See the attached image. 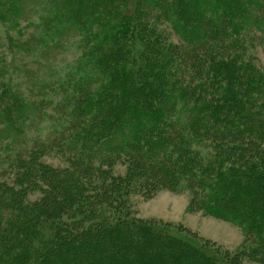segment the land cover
I'll list each match as a JSON object with an SVG mask.
<instances>
[{
  "label": "trees",
  "instance_id": "16d2710c",
  "mask_svg": "<svg viewBox=\"0 0 264 264\" xmlns=\"http://www.w3.org/2000/svg\"><path fill=\"white\" fill-rule=\"evenodd\" d=\"M20 1L17 0L16 5ZM123 2L61 0L59 6H55L59 12L60 9L63 12L60 15L78 14V31L87 36L81 43L84 53L78 59V78L68 85L71 94L65 96L69 98L68 105L75 100H78V105L72 106V109L71 106L56 107L58 127L54 128L48 141H42L41 146L35 144L28 151V156L26 152L14 154L15 150L7 153L8 150L0 147V170L18 166L21 164L18 163L20 156L25 155L28 164L38 169L44 168L42 171L47 170L51 176L54 174V180L59 179L65 184L68 190L64 191L65 203L69 204L72 200L79 205L81 218L79 216L76 222H83L90 212L97 214V217L90 221L84 220L87 222L85 229L78 232L67 229L63 234L61 221L57 219L55 223L57 216H53L63 207L55 205L51 212H42L43 208H38V214H33L26 211L27 207L21 208L16 203L15 210L18 212L14 215L15 222L11 219L9 228L20 231L16 240L19 247L10 245L8 249L3 248L2 253L12 261L11 264H220L219 258L197 247L193 240L177 234L170 235V232L151 228L150 225L132 226L133 222L129 220L122 221L113 217L112 213L103 214L102 210L107 208H114L116 212L120 210L121 214L126 212L129 207L128 193L134 188L147 189V186L148 191L155 190L159 184L155 176L159 175L162 183L164 178L170 182L175 181L176 175H181L196 184H203L204 179L216 180L218 187L214 191L221 192L224 199L228 200L229 207L237 206L247 195L249 202L242 206L249 210L254 208L260 213V229L257 225L252 227L259 229L255 230L256 239L262 238L259 242L263 248L260 259L264 260V151H261L262 154L257 153L254 145L255 139L264 140V101L260 106H248L249 113L246 116L243 112L247 107L243 105L254 98L252 90H263L264 85L257 84L260 77L255 81L253 75L245 74L251 71L258 73L251 66H239L235 59H224L216 54V50L220 49L216 46L225 41L217 38L208 40L209 34L213 37L220 34L232 44L229 47H233L237 45V34L241 29L253 26L262 32L264 15L260 13L264 10V3H260V0H127L124 6ZM146 5L151 6V9H145ZM252 7L256 10H252ZM84 8L90 9V12L88 16L80 18L75 9L79 11ZM157 10L159 16L168 18L182 35L183 48L166 42L163 32L157 31L154 25L144 24V18ZM70 18L73 17L63 19V23L66 24ZM227 26L232 27L231 32ZM96 27L98 30L91 32ZM37 37L19 46L20 50L25 51L26 57H19V63L14 61L12 70L5 66L7 54L1 53V101H6V82L9 83L6 85L8 88L14 84L10 80L14 72H21L32 80L42 66H48L43 78L35 84L36 88H40V93L42 86H50L51 81L55 85L59 81L60 71H55L49 59L48 64H44L31 58L35 49H39L34 47L40 42V36ZM58 37L59 48L54 53L51 48L41 52L46 58L51 54L55 57L64 50L61 45L65 39L61 33ZM11 47L16 48L14 44ZM189 54L197 57L192 64ZM190 68L196 69V83L192 81ZM243 69L245 73L241 72ZM32 72L35 74L32 75ZM67 72L70 80L76 76L72 68ZM6 76L10 78L6 79ZM102 76L107 77L106 84L91 91L90 87ZM135 78L141 80L137 86L140 92L133 88ZM47 79L51 81L47 83ZM239 84L246 88V101L239 92ZM63 85L65 88L66 84ZM220 89V93L216 92ZM259 93L264 99V91ZM21 96L19 93L17 99L11 101L12 110L4 106L0 108V123L6 124V132L10 136L13 132L17 134L23 125L39 135L44 127L40 129L38 123L50 122L54 117L51 112L45 113L43 110L45 102H21ZM33 112L37 115V122L29 118ZM244 136L249 139H242ZM25 137L22 139H28ZM77 138L78 147L74 145ZM66 140H70V143H66L68 145H65ZM45 147L48 150L55 147L59 150L64 147L71 151L78 150L77 157L84 167L78 176L80 182L95 185L96 182L90 176L91 171H94L93 174L100 177L98 189H87L79 181L76 187V179H69L70 175L57 176L55 171L59 167L43 164L38 158ZM158 151H161V155ZM99 152H107V156L94 167L91 158ZM118 153L132 159L134 171L124 178L111 179L106 183L103 175L110 172L111 162L119 158L116 156ZM253 156L256 158L253 159ZM260 166L263 167L258 168ZM42 171L39 170V174H43ZM85 171H88L87 174L81 176ZM146 178L154 183L147 184ZM27 184L26 188L33 185ZM62 191L53 189L48 194L50 197H59ZM14 198L0 193V204L13 209ZM65 209H70V204ZM233 211L237 214L234 208ZM18 217L26 223L24 230L28 235H22L24 230L15 227ZM51 233L60 239H48L47 235ZM62 237L66 240L63 241ZM77 238L78 243H75ZM105 241L112 245L109 250L103 248ZM12 247L14 252L9 251ZM89 248L94 249V253L79 262V256ZM248 253L251 254L250 251ZM232 261L236 263V258Z\"/></svg>",
  "mask_w": 264,
  "mask_h": 264
},
{
  "label": "rangeland",
  "instance_id": "374dc122",
  "mask_svg": "<svg viewBox=\"0 0 264 264\" xmlns=\"http://www.w3.org/2000/svg\"><path fill=\"white\" fill-rule=\"evenodd\" d=\"M55 1L56 0H22L18 5H16L17 0H0V55L3 52L7 54V62L5 66H8V68L12 70L15 62L19 63L21 60L19 57L24 56L25 53L22 49L20 50L19 46H23L24 42L27 40L40 36L39 40L41 43L38 42L34 46L39 47V49L36 48L37 50L35 49L33 56L30 57L32 59H38L41 62H44V64L45 62L47 63V60L49 59L48 62H52V67H54L55 71L57 73L60 71L59 81H57L54 85L51 80L47 79V83L51 81L50 86H42L43 88L41 93L39 90L40 88H36L35 84L38 80L43 78V74L46 72L48 66H42L36 74L32 72L31 74H35L36 76V78H33L32 80H29L28 76L21 72H14L11 78V75L5 77L6 79L10 78L14 84L9 85L8 88L6 85L9 83L6 82V85L4 86V88L7 89L6 101H1L0 98V108L4 106L7 109L12 110L11 101H15L18 94L21 93V102H45L43 110L45 113L51 112V115L54 117V119L50 120V122L45 121L43 123H38V127H40V129L44 127V130L39 135L32 133L30 128H25L23 125V127L19 128L20 130L16 132L17 134L13 132L14 135L12 134L13 136H10L6 132V124L4 122L0 123V147L3 146L5 150H8L7 153L15 150L14 154L17 152H26V155L28 156V151L32 149L35 144L41 146L40 143L42 141H48L49 137L53 135L54 130L58 127V121H56V107L71 106L70 108L72 109V106L78 105V100L72 101V103L70 102L68 105L67 101L69 98H65V96L71 94L70 86L68 85L73 83L76 77L78 78V59L82 56V53H84L81 43L87 36L86 34L84 35L78 31V14L60 15L59 13L62 12L61 9L59 12V9L55 6H59L61 0H57L56 4ZM123 3L125 4L124 6H126L127 0H124ZM260 3L263 4L264 0H260ZM144 8L150 10L151 6L146 5ZM202 9L205 10L206 8L202 7ZM251 9L256 10L254 7ZM75 11L79 13L80 18H84L88 16L90 9L84 8L79 11L75 9ZM255 13L257 12L255 11ZM260 14L264 15V10ZM68 17L73 18L68 19V22L64 24L63 19ZM236 20H238V18H236ZM143 22L144 24L148 23L150 26L154 25L157 31L163 32L166 42L170 41L176 44L178 48L184 47V39L182 35L175 30L170 21H168V18L162 19V17L159 16L158 10L157 12H150L149 15L144 18ZM204 26H206V24H204ZM97 30L98 27L92 29L91 32ZM227 30L231 32L232 27L227 26ZM261 30L262 32L257 27L253 26L241 29L237 34V37L239 38L236 42L237 45H234L233 47H229V45L231 46L232 44L227 41L226 37H222L220 34H217L215 37L211 34L208 35V40L210 38H217V40L220 39V41H225L222 44H219V46H216V48H220L216 50V54H220V56H223L222 58L224 59L227 57L231 60L235 59L238 61L239 66H241V64H245L246 67L249 65L251 68L257 70L258 73L255 74L252 71L245 73V69L241 72L246 75L248 74V76L253 75L252 79L255 81H257L260 77V81L257 83L258 85H264V29L261 28ZM59 33H61L63 35V39H65V43L61 45L64 50H62V53L55 55V57L51 54V56L48 55L49 57L46 58L41 52L51 48L52 53H54L56 49L59 48L57 47V42L60 40L58 37ZM229 39L231 40L232 38L229 37ZM11 44H14L16 48L14 49L11 47ZM90 46L92 47V45ZM205 51L207 53L209 52V49ZM177 52L181 51L178 50ZM214 54L215 51L212 52V56ZM13 57H15V59ZM189 58H191L190 60L192 64L194 58L196 59L197 57L189 54ZM188 62L190 63V61ZM71 68L76 72V76H73L72 80L69 79V74L67 72V70L71 71ZM189 71L193 76L192 81L196 83L197 79H195L196 75H194L196 69L190 68ZM0 76L3 77L1 74ZM106 82L107 77H99L98 81L95 82V85L90 87L91 91L97 89L98 86L105 85ZM63 83L66 84L67 87L65 86V88H63ZM140 83L141 80L135 78L133 88H135L136 92H140L139 89H137V86ZM240 84L238 85L239 92L245 97L246 101L248 97L245 90L246 88L245 86L240 87ZM60 87L61 90L59 89ZM1 88L2 85L0 84V96ZM255 89L252 90L254 98L251 99L250 102H246L243 105L247 106L243 111L245 116L249 113L248 106L256 107L260 106L261 103L263 104L264 99H262L259 92L264 91V89ZM221 91V89L216 90L218 93ZM1 112L2 110H0V113ZM29 118L34 122H37L38 120L37 115L34 112L30 114ZM24 136L28 139L23 140ZM19 138H23V141L19 142L21 140ZM242 139L248 140L249 138L244 136ZM74 142L72 143L71 141L72 144L78 147V138L75 139ZM66 143H70V140L65 141V145H68ZM79 145H81V143H79ZM254 145L257 153L262 154L261 151H264V140L257 138L254 141ZM90 147H92V144H90ZM64 148L65 149L61 148L62 150H59L55 147L48 150V148L45 147V150H43L44 152L42 151L40 157L38 158L42 160L40 162H43V164L46 163V165L51 164L54 167H59V169H56L55 171L57 176L68 177L70 175L71 178L69 179H76L75 185L78 187V181L80 182V177L78 178V176H80V173L84 168L83 162L77 157L78 150L71 151L67 149V147ZM158 153L161 155V151H158ZM14 154L12 153V155ZM204 155H206V153ZM5 156L6 155L4 154L3 157L5 158ZM27 156H20L21 161L19 160L18 163L21 164L18 166H13L12 164L13 167L9 168V170H0V193L5 196L12 195L15 197L13 203V205H15L13 207L14 210L8 209L7 206L0 204V264L12 263L11 260L5 258V255L2 253L3 248L8 249L10 245L17 248L19 247V242H16V240L20 231H18V229L12 231L10 230L11 228H9V225H11V219L15 222L14 215L18 212V210H15L17 209L16 203H18L21 208L27 207L26 211L33 214H38V208H43L44 211L42 212L47 210L51 212L54 211L55 205L63 207L59 209L60 211L58 213L54 212L55 214H53V216L55 215V218L57 216L55 223H57V219H59L58 221H61V226L64 228L63 234L67 229L70 232L81 231L86 228L85 226H87V222H84V220L90 221L94 217H97V214L90 212L89 216H87L83 222H76L79 216L81 218V215H79L78 212L79 205L71 200V203H69L70 209H65V207L69 205L65 203L66 197L64 196L66 195L64 191L67 190L65 184L59 182V179L54 180V174L51 176L47 170L42 171L44 168L41 167V169H38L39 167H34L31 166V164H28L29 162L26 161ZM105 156H107V152H99L92 155L91 159L94 167H97L99 165V161ZM116 156H119V158L114 159L111 162L110 172L108 171L103 175L106 183L111 179L114 180L119 177L124 178L129 175L130 171H134L133 169L135 167L132 166V159L125 157L121 153H118ZM255 158L256 156H253V159ZM133 160L135 161V159ZM13 161H15V159ZM261 167L263 166L258 168ZM39 170H41L43 174H39ZM78 172L79 174H76ZM87 172L88 171L82 172L81 176H84ZM93 173L95 172L91 171L90 176L91 179L96 182L95 185L89 182L85 185L80 182L81 185H85L87 189H98V185L100 184L98 183L100 177L97 178L98 175H94ZM206 174L204 176H206ZM178 176H175V181L170 182L168 180L165 181L164 178L162 183L159 181V175L155 177L153 176L156 180H158L159 184L155 190L152 191H148L147 184L154 182L146 178L145 182L147 184L145 186H147V189L134 188V190L128 193L127 199L129 207H127L126 212L124 211L121 214L120 210L116 212L114 208H107V210H102L103 214L106 212L107 214L112 213L113 217L119 218L122 221L129 220L133 222L132 226L139 224L150 225L149 227L151 228L168 231L170 233H167L170 235L177 234L179 237L193 240L197 247L209 251L213 253L212 255L214 257L219 258L221 260L220 264H264V260L260 259L263 248L259 246V242H261L262 238L258 237L259 239H256L255 232V230L258 231L262 225L261 219L259 218L260 213L254 208L249 210L242 206L249 202L246 197L247 195L242 201L238 202L237 206L231 207V205L229 207L227 203L228 200L226 198L224 199L221 192L216 193L214 191V188L218 187V184H215L216 180H213V182L210 181V179H207V181L204 179L203 184H196L192 179L187 180L186 176H181L183 178ZM28 182L33 183V185L26 188V186H28ZM53 189H58L59 192L63 190L60 194L61 196L56 197L52 195L50 197L48 193H52ZM101 207L102 209L104 208L102 204ZM224 207L225 209H223ZM30 208L32 210H29ZM233 208L237 214H235L234 211L232 212ZM39 216H41V214H39ZM255 225H257L259 229H255ZM26 226V223L22 221L21 218L18 217L16 219V228L24 230ZM165 233L163 235H165ZM22 235H28V232L26 233L24 230ZM124 235L127 237V232H125ZM47 237L48 239H60L59 237H55L54 233L47 235ZM62 238L63 241L66 240L64 237ZM75 243H78V238ZM100 246H102V244ZM110 246L112 245H110V242L108 241H105L103 244V248H106V250H109L111 248ZM13 247L9 251L14 252L15 249ZM89 249L79 256V262L88 259L89 256L94 253V249ZM249 251L251 254L248 253ZM234 257L236 258V263L232 261Z\"/></svg>",
  "mask_w": 264,
  "mask_h": 264
}]
</instances>
